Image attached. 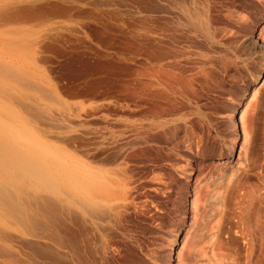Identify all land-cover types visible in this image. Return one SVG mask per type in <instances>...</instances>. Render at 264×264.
<instances>
[{
  "label": "rangeland",
  "instance_id": "374dc122",
  "mask_svg": "<svg viewBox=\"0 0 264 264\" xmlns=\"http://www.w3.org/2000/svg\"><path fill=\"white\" fill-rule=\"evenodd\" d=\"M0 80L101 187L0 204V264H264V0H0Z\"/></svg>",
  "mask_w": 264,
  "mask_h": 264
},
{
  "label": "bare ground",
  "instance_id": "6f19581e",
  "mask_svg": "<svg viewBox=\"0 0 264 264\" xmlns=\"http://www.w3.org/2000/svg\"><path fill=\"white\" fill-rule=\"evenodd\" d=\"M16 50L20 51L17 48ZM0 81L3 82L2 80ZM13 88L15 89V87ZM9 91L11 93L13 92L11 90ZM9 96H13V95H9ZM2 100L4 101V99H1V101ZM1 101H0V204L1 206L5 207V209L8 208V211L11 210L13 214L15 213L16 214V216L14 215L15 218L18 215H19L18 218L23 217V216L26 217L28 216V214L26 216L24 215L26 209L24 208L23 205L26 206L28 205L29 202L27 201L28 203L26 204L24 196H27L30 193L32 194L34 193V191H41V190L50 192L56 196L63 197L64 195L65 197L66 195L65 198L70 197L71 199H74V202H76L75 200H77L86 206V203H87L86 201H88L87 198L89 194L92 195L94 194V190L96 188H97V191L95 192H98L101 188L98 182V176L91 173V171H89V169L83 164H78L79 167L77 166L71 167L69 165L70 163L67 164L66 160L65 161L63 160L65 156L64 158H62L63 153L60 150L53 148L52 146L46 144V142H44L37 133H35L29 126H27L26 122L24 123L25 119L23 121L22 118L20 117L21 114H18L19 111H14V109H12L13 105L11 106L10 104H6L7 102H3L4 103L3 104ZM9 105L11 108L9 107ZM15 109L17 110V108ZM246 109L247 107L241 110L238 121L241 122V120H244L246 113H247ZM67 160L69 159L67 158ZM26 192H29V193L27 195H24L23 193L26 194ZM22 194L24 195L22 197L24 199H21ZM29 196L27 197L29 198ZM32 198H34V196ZM22 200L25 201L24 204L21 203L23 202ZM36 201L38 202L37 197H36ZM79 202L77 204H79ZM38 203H40V199ZM90 205L92 206L94 205L95 207V205L97 206L98 204H95L94 201L93 202L91 201ZM0 209H1L0 211H3V210L6 211L4 208L2 209L0 207ZM53 209H56V208H53ZM27 210H29V213L31 211L30 214H33L32 213L33 209L31 210L27 209ZM4 211H3V214L5 215H3L1 212L0 219L2 215L4 218L5 217L7 218L10 216V215L8 216V214H11V212L10 213L8 212L7 214L6 212L4 213ZM52 211L53 210H51L50 212L49 211L47 212L48 214H50L52 213ZM53 213H56V212H53ZM53 213L51 215H53ZM40 214H43V213L41 212ZM34 215L35 214H33V217L35 218ZM38 216H39V211H38ZM53 216H56V215H53ZM28 217L23 218V219L20 218V219L22 220L26 219L25 221L27 222ZM42 217H40V219ZM29 219H28V222L33 220V218L30 221ZM36 219H35V222H36ZM43 219L44 218H42L40 221L43 222L42 221ZM13 220L15 221L14 218ZM53 220H55V218ZM50 221H52V219ZM3 222H6V221H3ZM23 222L24 221H22V225L28 224V222L27 223H23ZM35 222L34 223L32 222V223L36 224ZM32 223L31 225L29 224L28 225L33 226ZM20 224L21 223L18 224L19 227L21 226ZM40 225L42 226V223Z\"/></svg>",
  "mask_w": 264,
  "mask_h": 264
}]
</instances>
